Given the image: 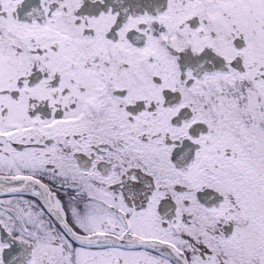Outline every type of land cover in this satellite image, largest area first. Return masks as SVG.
Listing matches in <instances>:
<instances>
[{"label": "snow or ice", "instance_id": "1", "mask_svg": "<svg viewBox=\"0 0 264 264\" xmlns=\"http://www.w3.org/2000/svg\"><path fill=\"white\" fill-rule=\"evenodd\" d=\"M0 264H264V0H0Z\"/></svg>", "mask_w": 264, "mask_h": 264}]
</instances>
